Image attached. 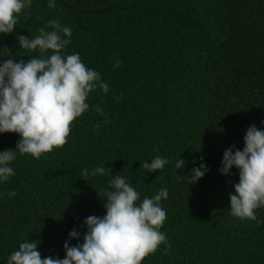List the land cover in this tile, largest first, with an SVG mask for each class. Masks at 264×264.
I'll return each mask as SVG.
<instances>
[{"label": "trees", "instance_id": "trees-1", "mask_svg": "<svg viewBox=\"0 0 264 264\" xmlns=\"http://www.w3.org/2000/svg\"><path fill=\"white\" fill-rule=\"evenodd\" d=\"M48 3L31 0L14 31L0 33V63L40 58L39 50L20 48L18 36L52 31L47 22L59 19L72 31L62 54L79 53L109 91L89 93L90 107L72 122L68 142L39 159L15 149L18 133H0V151L16 153L9 164L15 175L0 181V264L25 240L42 257L63 259L69 232L81 233L70 245L83 243L85 219L106 214L104 193L114 190L116 176L140 193L138 204L168 190L159 231L171 247L161 244L141 264H264V206L257 220L234 217L229 193L236 194L239 169L219 171L225 149H243L250 125L264 130V0ZM156 156L169 163L148 172L142 164ZM201 163L209 171L190 183ZM99 166L105 173L91 175Z\"/></svg>", "mask_w": 264, "mask_h": 264}, {"label": "clouds", "instance_id": "clouds-1", "mask_svg": "<svg viewBox=\"0 0 264 264\" xmlns=\"http://www.w3.org/2000/svg\"><path fill=\"white\" fill-rule=\"evenodd\" d=\"M30 6L31 0H0V33H12L18 14ZM55 6V0H49L48 7ZM47 23L54 30L40 28L39 35L32 39L18 36L20 48L39 50L40 58H29L26 63L13 59L0 63V133H18L20 139L15 149L37 159L68 142L72 122L90 107L86 102L89 93L97 88L105 93L109 91L100 73L88 68L79 53L62 54L71 43V28L61 25L59 19ZM48 50L52 54L45 56ZM120 64L117 58L113 68ZM94 110L100 116L105 115L99 106ZM107 122L105 119L104 123ZM99 127L100 124H96L93 131ZM244 145L242 150L233 151L235 145L225 149L219 171L230 175L233 166L239 169V182L234 184L236 194L229 193L231 214L242 220H257L255 210L264 206V130L254 123L250 125L244 135ZM15 158L13 149L0 151V181L15 175L9 167ZM168 163L167 158L156 156L150 163L144 162L142 167L155 172ZM185 164V160L179 159L175 167L182 169ZM106 170L99 166L91 175H103ZM207 171L205 163L193 167L190 183H196ZM88 175L89 171L85 169L82 177ZM109 187L114 190L104 193L106 214L102 217L90 215L85 219L87 231L83 243L70 245V240L79 239L81 233L76 228L69 232V240L63 245L66 251L63 259L42 257L38 244L25 240L9 255L7 264H141L161 244L171 247L166 235L159 231L167 218L166 210L160 204L162 198L168 197L166 188L151 198L145 196L138 204L140 193L126 182V178L116 176L109 182ZM8 195L15 196L16 192Z\"/></svg>", "mask_w": 264, "mask_h": 264}]
</instances>
